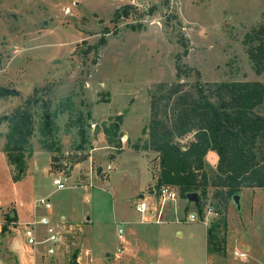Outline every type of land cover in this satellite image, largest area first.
Here are the masks:
<instances>
[{"label": "rangeland", "instance_id": "1", "mask_svg": "<svg viewBox=\"0 0 264 264\" xmlns=\"http://www.w3.org/2000/svg\"><path fill=\"white\" fill-rule=\"evenodd\" d=\"M263 23L264 0H0V87L18 91L0 97V146L5 147L10 126L5 117L30 105L38 166L47 165L51 153L55 168L90 161L93 172L86 183H77V170L70 177L57 172L52 174L51 194L45 196L52 206H64L72 220L73 213L91 218L85 230L87 246L112 250L120 245V229L132 240L137 229L134 247L139 257L133 263L205 264L208 226L189 219L191 214L200 216L197 203L178 198L166 205L162 222L156 221L154 210L143 214L152 218L150 222L142 220L134 205L140 194L150 206L157 197L152 199L149 192L153 189L157 195L160 153L143 148L149 141L150 103L159 87L178 82L193 93L200 83L264 82V72H256L244 42L245 35ZM102 37L107 43L96 49ZM161 104L164 107V99ZM44 115L54 121L53 136L40 133ZM79 119L86 143L81 142ZM113 124L118 128L114 146L105 135ZM124 134L128 139L122 141ZM53 142L60 150H48ZM95 146L103 147L93 152ZM111 153L116 157L110 159ZM207 159L212 178L217 163L211 154ZM99 166L104 168L102 175H97ZM66 177L64 189L53 186L56 178ZM14 181L0 159V202L10 204L19 194ZM214 192L211 187L205 205L215 201ZM6 214L0 213V264H43V256L53 258L51 244H39L46 236L43 228L36 231L37 243L32 244L24 227L16 230ZM227 214V264H264V188H244L241 208L232 200ZM46 216L71 243L63 262L54 264H75L83 232L62 231ZM15 232L16 254L10 249ZM245 246L247 258L237 257L236 252L247 253Z\"/></svg>", "mask_w": 264, "mask_h": 264}, {"label": "trees", "instance_id": "2", "mask_svg": "<svg viewBox=\"0 0 264 264\" xmlns=\"http://www.w3.org/2000/svg\"><path fill=\"white\" fill-rule=\"evenodd\" d=\"M247 52L257 73L264 72V23L252 28L244 39ZM102 37L95 48L105 45ZM179 67L178 75L182 77ZM18 95L10 87H0V97ZM165 100L164 107L162 101ZM151 121L149 141L143 148L160 153L161 170L157 190L164 184L179 189L180 197L188 199L190 193H198L199 213L204 214L210 188H215V201L211 206L218 212L209 226L208 249L211 253L225 250L228 232L227 209L233 197L244 188H264V82L251 80H226L200 83L196 93L185 88L184 82L159 87L150 103ZM164 109V116L161 110ZM5 151L15 181L26 175L28 164L35 152L31 140L35 132L31 106H20L12 115ZM82 143L88 142L82 119H79ZM117 127H107L105 135L114 146ZM43 137L54 135V121L44 115L40 127ZM192 139L183 144V139ZM43 140H45L43 138ZM46 142V141H45ZM54 142L47 144L49 151ZM120 147V145H116ZM141 148H137L139 150ZM218 155L216 171L211 178L207 155ZM223 206V207H222ZM222 207L223 209H221ZM8 221L17 219L7 215ZM5 228V227H4Z\"/></svg>", "mask_w": 264, "mask_h": 264}, {"label": "crops", "instance_id": "3", "mask_svg": "<svg viewBox=\"0 0 264 264\" xmlns=\"http://www.w3.org/2000/svg\"><path fill=\"white\" fill-rule=\"evenodd\" d=\"M102 147L103 146L101 147L95 146L92 150L93 152L98 151V150H101ZM37 151H39V149H35L33 157L31 158L28 164L26 175L22 179L13 182L14 188H16L14 192H19V194L17 196H14L13 199H11L10 204H6L4 200L0 202V213L2 212L4 213L5 211L7 212L6 216L8 214H11L12 216L16 215L17 219L15 221H12V223L15 224L16 226V230L18 227H21V226H23L25 229L26 226L29 223H31L34 219H37L41 216H46L47 214L52 217L54 222H58L57 224H59V227H61L62 231H66L67 233L83 232V239H82L80 248L75 252L73 256L75 264H135L133 263V259L139 257L137 253L135 252L136 249L134 247L137 244V240H136L137 234H138V232L136 231L137 229H135L131 235L132 237H135V240L126 239L124 235L123 237H120L118 235L119 238L121 239L120 245L112 250H109L108 246H105L102 249H100L98 245H88L87 246L85 230H86V226H88L89 223H93L90 217L86 219H82L81 216L78 217L75 213H73L74 218L72 220L69 214L66 212V208L64 206L60 208H56V206L53 205L50 209H48L44 206L36 204L37 199L41 197H45V196L46 197L50 196L51 192L49 188L50 186H52L51 185L52 174L55 175L57 172L66 173L68 177H70L72 173H74L77 170L78 173L76 172L75 180L77 181L78 184H81V183H86L87 180L89 179L90 174H92L93 172L92 168L89 166L90 161L88 160H84L81 162L78 161L77 163L73 165L71 164L70 166L66 168H63V167L55 168L53 165V153L51 152H50L51 156L49 159V163L45 165L43 168H41L40 166H38L39 161L35 159ZM214 152L213 151L209 152L207 155V158L211 154V157H213L214 161L217 163L218 155H216L217 153L215 154ZM116 154L117 153H111L110 159L115 158ZM0 159H3L5 161V166L7 167L9 171V177H13L12 168L7 158V153L5 151V148L2 145L0 146ZM64 164H67V162H64ZM80 166L81 167L83 166V168L80 169ZM102 174H104V168L100 175ZM84 175L87 177H84ZM55 177H60V176L56 175L54 176V178ZM151 179H152V176H151ZM63 180H65V183L67 186L68 178L67 177L63 178ZM52 183H53V186H56L54 184V181ZM56 188L59 189L57 186ZM149 193L153 195V197L151 198L154 199L155 197L154 190L153 189L150 190ZM143 197L144 196L140 194L138 199H141ZM182 199H186V198H182ZM137 201H135L134 205H136ZM206 203H208V201H206ZM168 211L169 210H167V212ZM140 214L142 215V218H143L144 215L142 213ZM229 214H227L228 215L227 216L228 232L226 236L225 250L223 252L211 253L209 251L208 249V238H209L208 229L210 225L205 223L208 226L207 234L205 238V250H206V257L204 261L205 264H217L219 262H224V264H227L228 243L231 238L229 236L230 235L229 234V231H230ZM144 217L145 219H142V220H145L146 222H150L152 220V218L148 215ZM164 217L165 215L163 216V218ZM202 217H204V214L202 215ZM209 219H211L213 223L216 218L209 216ZM40 227L44 229V233L46 234V236L44 239H42L39 242V244L44 245L45 243H50L51 245L48 251H49V255L53 257L51 260L49 259L45 260V256H43L42 258V260L44 261L43 264H54L57 261H62L65 258V256L69 253L71 243H69V241H67V239H65L64 236L62 237L61 241L56 244L45 241L47 237L46 228L43 225H38L36 231H38ZM180 234L183 235L184 232H180ZM16 235H17V232H15L10 242V249L14 253L15 251H14V246H13V240ZM84 245L87 247L85 248ZM245 249L247 251V253L245 252L246 254L245 256H240V255H237L236 253L235 255L242 259L247 258L249 247L245 246ZM176 264H179V263H176ZM242 264H246L245 261H243Z\"/></svg>", "mask_w": 264, "mask_h": 264}, {"label": "built area", "instance_id": "4", "mask_svg": "<svg viewBox=\"0 0 264 264\" xmlns=\"http://www.w3.org/2000/svg\"><path fill=\"white\" fill-rule=\"evenodd\" d=\"M92 126L95 127L96 124H92ZM121 139H122V141L127 140L128 135L124 134L121 137ZM111 168H112L111 165L108 164L107 170H111ZM54 184L59 189H63L66 187L65 180H63L62 178H56L54 180ZM155 196H157L156 200H154V201L152 200L150 202L152 207L146 202V200H144V197H143L137 201L136 209L142 214H146V213L152 212L154 210L156 213V217H157L156 221L162 222L166 205L169 203H173L178 198H180V192L176 186L171 185V184H164L158 189L157 195H155ZM36 204L44 206L48 209H50L52 207L50 200L45 198V197H41V198L37 199ZM209 216L216 218L218 216V212L214 209L213 206H211L210 204H206L204 207V217H201V216H198L195 214H191L189 219L191 221L202 220L204 223L211 225L212 220L209 219ZM38 225H43L46 228L47 237H46L45 241L52 242L55 244L59 243L61 241V239L64 235L63 232H60L58 227H56L57 225L55 226L52 223L50 217L41 216L37 219H34L25 228V233L28 236L30 243H32V244L37 243L35 234H36V229H37ZM119 236L123 237V230L122 229L119 230ZM236 254L240 255V256L246 255L245 252H236Z\"/></svg>", "mask_w": 264, "mask_h": 264}, {"label": "water", "instance_id": "5", "mask_svg": "<svg viewBox=\"0 0 264 264\" xmlns=\"http://www.w3.org/2000/svg\"><path fill=\"white\" fill-rule=\"evenodd\" d=\"M102 170H103V166H99L98 170H97L98 175L101 174ZM188 199L190 201H192V202H195V203H199V201H200L199 194L196 193V192L195 193H190L188 195ZM233 201H234V203L236 204V206L238 208H241V195L240 194L235 195L233 197Z\"/></svg>", "mask_w": 264, "mask_h": 264}]
</instances>
